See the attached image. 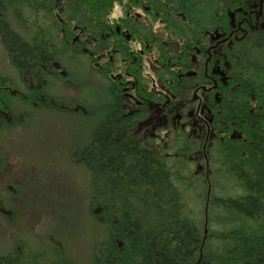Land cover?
<instances>
[{
  "label": "trees",
  "instance_id": "obj_1",
  "mask_svg": "<svg viewBox=\"0 0 264 264\" xmlns=\"http://www.w3.org/2000/svg\"><path fill=\"white\" fill-rule=\"evenodd\" d=\"M116 1L74 0L61 15L64 25L54 14L38 13L55 12L52 0H0V40L15 71L14 76V71L9 75L0 69V117L5 122L3 117L12 116L0 125V135L13 133L8 128L19 117L31 121L38 115V102L44 98L40 95L54 98L55 91L50 90L52 77L58 76L54 62L69 49L62 29L72 32L76 23L86 31L91 23L102 21ZM174 1L185 2L191 17L198 20L211 15L204 8L207 1L216 4L215 0ZM239 44L240 92L229 122L242 127L248 142L231 138L220 142L221 157L216 156L212 167L218 162L224 174L199 176L205 183L200 211L193 210L189 201L193 183L183 174L169 173L160 157L145 148H131L116 102L107 106V117L94 131L98 146L89 145V130H79L87 137L86 144L72 148L68 161L93 176L86 211L101 220L105 235L92 253V262L61 258L70 262L66 264H264V28ZM42 62L51 67L39 72ZM70 76L77 83V71ZM26 82H33L30 89ZM75 89L78 102L71 99L70 91L60 95L66 96L68 106H86L82 88ZM78 117L86 122L85 115ZM69 121L77 128L75 115ZM221 181L229 186L223 188ZM11 242L5 244L7 252H0V264H62L57 257L61 253H30L28 248L17 250L16 240Z\"/></svg>",
  "mask_w": 264,
  "mask_h": 264
},
{
  "label": "flooded vegetation",
  "instance_id": "obj_2",
  "mask_svg": "<svg viewBox=\"0 0 264 264\" xmlns=\"http://www.w3.org/2000/svg\"><path fill=\"white\" fill-rule=\"evenodd\" d=\"M52 1L55 12L38 13L54 14L66 25L61 15L74 0ZM241 1L239 5L234 4L237 0H215L216 4L207 1L204 8L211 15L198 20L191 17L182 1L118 0L102 21L91 23L86 31L76 23L72 32L63 28V38L70 49L64 54L88 57L89 85L102 90L106 102L96 107L94 98L89 97V108L68 106L66 96L60 94L76 90L68 66L56 60L54 72L58 76L52 77L54 89L50 90L58 94L53 99L40 95L44 98L38 102L39 111L85 115L89 120V145L93 148L99 145L94 136L97 119H105L107 106L116 102L123 121L122 132L132 149L142 147L160 157L169 173L224 174L221 166L212 167L216 156L222 153L220 142L230 138L248 142L242 127L229 122L240 92L239 43L264 28V0ZM45 64L38 66L39 72L51 67ZM28 84L30 89L33 82ZM62 84L72 85L67 89ZM71 99L78 102L77 95ZM3 118L6 121L0 117V125L12 116ZM55 119L58 128H65ZM181 158L182 163L187 161L183 166L187 170L179 169ZM2 174L1 157L0 178ZM7 186L8 183L0 185L2 208L7 197L1 188ZM6 225L19 232L12 223L7 221ZM13 240L17 241V250L27 247L25 240L21 244L17 236ZM9 241L10 238L6 244L12 243Z\"/></svg>",
  "mask_w": 264,
  "mask_h": 264
},
{
  "label": "rangeland",
  "instance_id": "obj_3",
  "mask_svg": "<svg viewBox=\"0 0 264 264\" xmlns=\"http://www.w3.org/2000/svg\"><path fill=\"white\" fill-rule=\"evenodd\" d=\"M8 60L9 55L0 40V69L11 75L14 70ZM67 66L69 72L74 70V67ZM76 80L83 85L81 95L85 98L86 107L89 108V97L94 98L96 107L106 102L102 90L89 85V74L84 79L77 71ZM64 85L69 88L68 84ZM52 94L56 96L58 93L55 91ZM74 115L77 128L69 121ZM78 116L79 112L70 115L40 110L31 121L28 117H19L17 124L8 128H12L13 133L0 136V158L4 161L0 185H9L1 188L7 202L4 208L0 206L3 209L0 210V252H7V248L1 246L9 238L11 243V238L17 236L20 244L24 240L27 242L26 248L30 253L35 250L48 251L51 255L61 253L57 257L62 264L70 263L62 259L76 261L80 258L92 262V253L99 249L96 247L105 234H102L101 220L91 217L86 211L88 202L91 203L89 191L93 176L86 174L78 164L68 161L72 148L80 149L86 144L87 137L79 135V130H89V121L86 119L85 123H81ZM55 117L65 128L55 125ZM183 160L180 159L179 169L187 170L183 168L187 161L182 163ZM217 166H220L218 162ZM183 175L185 181L193 183L189 200L191 207L200 211L205 197V183L200 181L202 178L199 176L204 175ZM228 184L224 185L221 181L223 188ZM5 219L19 232L15 233V229L13 232Z\"/></svg>",
  "mask_w": 264,
  "mask_h": 264
}]
</instances>
